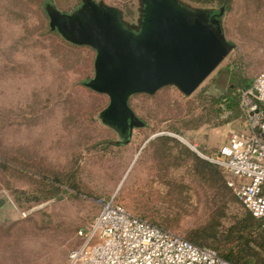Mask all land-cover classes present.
<instances>
[{
  "label": "rangeland",
  "instance_id": "1",
  "mask_svg": "<svg viewBox=\"0 0 264 264\" xmlns=\"http://www.w3.org/2000/svg\"><path fill=\"white\" fill-rule=\"evenodd\" d=\"M94 1L138 25L140 0ZM182 1L215 13L222 9L221 29L233 48L190 95L166 86L130 96V108L145 123L124 141L101 120L108 96L86 85L96 51L42 35L48 19L31 3L0 0V264H64L102 201L114 200L182 237L216 217L223 238L243 218L231 193L148 143L159 135L179 136L216 164L212 157L228 133L248 129L241 105L240 115L225 121L229 114L217 115V99L264 69V0H231L228 7ZM80 5L51 0L47 7L70 13ZM56 178L58 194L42 198Z\"/></svg>",
  "mask_w": 264,
  "mask_h": 264
},
{
  "label": "water",
  "instance_id": "2",
  "mask_svg": "<svg viewBox=\"0 0 264 264\" xmlns=\"http://www.w3.org/2000/svg\"><path fill=\"white\" fill-rule=\"evenodd\" d=\"M140 2L137 26L126 23L119 9L94 0H81L70 13L47 7L52 30L96 51L94 76L86 85L108 96L101 120L124 141L144 126L128 104L130 96L166 86L190 95L233 48L217 18L222 10L216 14L182 0ZM4 203L1 198L0 208Z\"/></svg>",
  "mask_w": 264,
  "mask_h": 264
},
{
  "label": "built area",
  "instance_id": "3",
  "mask_svg": "<svg viewBox=\"0 0 264 264\" xmlns=\"http://www.w3.org/2000/svg\"><path fill=\"white\" fill-rule=\"evenodd\" d=\"M240 105L248 129L230 131L212 161L228 174V187L264 232V69L240 91ZM100 206L90 226L78 231L82 243L64 264H234L114 200Z\"/></svg>",
  "mask_w": 264,
  "mask_h": 264
},
{
  "label": "trees",
  "instance_id": "4",
  "mask_svg": "<svg viewBox=\"0 0 264 264\" xmlns=\"http://www.w3.org/2000/svg\"><path fill=\"white\" fill-rule=\"evenodd\" d=\"M27 3H31L41 13L48 19L45 22V26L42 28V35H53L62 43L66 45L78 48L79 45L73 44L65 40L57 30H51L49 26V17L47 14V5L51 3V0H22ZM194 3L200 4H212L214 2L219 3L222 6L228 7L231 0H189ZM86 47V46H84ZM90 48L93 53L95 50ZM251 85L250 82L239 79L236 85L229 88L223 96L220 97L218 101L219 108H217V115H221L222 112L227 111L229 115L226 116L228 121L231 117H237L240 115V91L247 89ZM89 88V87H88ZM90 89V88H89ZM92 90V89H90ZM93 91V90H92ZM129 104V101H128ZM218 105V104H216ZM223 106V108H222ZM224 121V122H225ZM144 122V121H143ZM145 123V122H144ZM177 134H181L177 129L172 130ZM148 146L155 149V152L164 153L165 158L168 156L175 155L173 158L176 162L184 160V163L195 167L196 173L204 180H206L210 185L217 186L218 189L227 191L233 195L235 200L241 204L238 198L234 195L231 188L228 187L226 179L222 173H220L216 164L209 161H205L200 158L196 153L191 151L184 143L175 137L169 135H159L154 139L150 140ZM183 163V164H184ZM60 182L56 178L42 198L48 199L54 197L58 194ZM22 194V192H18ZM41 198H35V200H40ZM244 208L243 218H241L236 224L229 226L225 230L223 238L217 235L218 232V220L213 217V221L207 225H203L194 229L186 235L187 240L190 242L206 246L214 249L221 258L234 264H264V232L261 227V221L254 217L250 211H248L242 204ZM242 214V213H241ZM146 219V218H145ZM148 220V219H147ZM152 224L158 225L150 220ZM160 226V225H158ZM162 227V226H161Z\"/></svg>",
  "mask_w": 264,
  "mask_h": 264
},
{
  "label": "crops",
  "instance_id": "5",
  "mask_svg": "<svg viewBox=\"0 0 264 264\" xmlns=\"http://www.w3.org/2000/svg\"><path fill=\"white\" fill-rule=\"evenodd\" d=\"M223 142H224V139H223V141L219 144L218 148L223 144Z\"/></svg>",
  "mask_w": 264,
  "mask_h": 264
},
{
  "label": "flooded vegetation",
  "instance_id": "6",
  "mask_svg": "<svg viewBox=\"0 0 264 264\" xmlns=\"http://www.w3.org/2000/svg\"><path fill=\"white\" fill-rule=\"evenodd\" d=\"M220 10H222V9H220ZM220 10H219V12H220ZM219 12H218V13H219ZM218 13H216V14H218ZM220 17H221V15H220V16H218L217 18H219V19H220Z\"/></svg>",
  "mask_w": 264,
  "mask_h": 264
}]
</instances>
